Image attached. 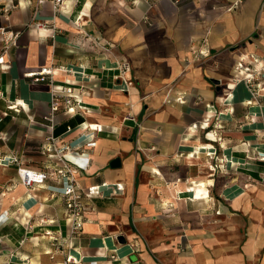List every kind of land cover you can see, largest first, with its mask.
<instances>
[{"label": "crops", "instance_id": "0c3cea01", "mask_svg": "<svg viewBox=\"0 0 264 264\" xmlns=\"http://www.w3.org/2000/svg\"><path fill=\"white\" fill-rule=\"evenodd\" d=\"M51 14L9 10L0 264H264V80L254 99L236 71L264 62V0H67L54 37L33 27ZM44 66L77 97L53 128L51 85L28 74ZM61 149L86 194L71 240ZM19 166L47 178L28 187Z\"/></svg>", "mask_w": 264, "mask_h": 264}, {"label": "built area", "instance_id": "2783aa9c", "mask_svg": "<svg viewBox=\"0 0 264 264\" xmlns=\"http://www.w3.org/2000/svg\"><path fill=\"white\" fill-rule=\"evenodd\" d=\"M21 0H0V71L2 67L6 64V57L13 47L19 46V40L21 37V31L16 30L11 25L7 23L9 20V10L11 7L15 6L16 2ZM153 0H149V2ZM174 4L180 3L182 0H169ZM52 3V14L49 17L35 16L33 27L38 30H49L50 36L54 37L57 25L55 20L58 13L63 10L66 6L67 0H51ZM233 8V5L229 7ZM96 42L103 45L106 49L110 46L102 44V40L96 39ZM129 65L123 62L120 66V73L122 78L129 71ZM237 72H245L244 80L251 92L254 99H257L259 95V89L264 80V62H262L258 57L252 55L245 56L241 58L236 65ZM29 75L34 77L35 80H44L51 85V100H50V113L47 116L51 120V128L54 127V120L57 111L61 106L65 105L70 107L76 101L75 95L73 93V88L71 86H57L54 84V70L51 66H44L40 69L28 72ZM0 97H3V91L0 89ZM0 134V138H1ZM51 139L54 136L50 135ZM66 149H69L68 147ZM49 150V148H48ZM63 149L59 150L58 161L61 163L60 166L56 167L55 171L52 173L54 176L59 178H64L67 180V184L63 190V198L65 204L66 215L70 223L69 227V239L80 235L83 230L85 223V207H86V194L80 191L76 187V177L75 170L71 168L68 162L65 160V153L63 154ZM261 160H264V155L260 156ZM18 173L21 181L28 187H32L35 184H42L47 178V173L44 171L35 170L27 167H18ZM113 258L116 255H112ZM69 262L71 258L68 257ZM73 263V262H71Z\"/></svg>", "mask_w": 264, "mask_h": 264}, {"label": "water", "instance_id": "95a60500", "mask_svg": "<svg viewBox=\"0 0 264 264\" xmlns=\"http://www.w3.org/2000/svg\"><path fill=\"white\" fill-rule=\"evenodd\" d=\"M116 163H119V158L114 159L113 162H112L113 165L116 164ZM118 239L121 242L125 241V238L123 236H119Z\"/></svg>", "mask_w": 264, "mask_h": 264}]
</instances>
